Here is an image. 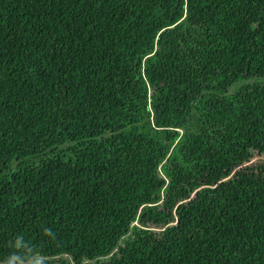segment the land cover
I'll list each match as a JSON object with an SVG mask.
<instances>
[{
  "label": "trees",
  "instance_id": "obj_1",
  "mask_svg": "<svg viewBox=\"0 0 264 264\" xmlns=\"http://www.w3.org/2000/svg\"><path fill=\"white\" fill-rule=\"evenodd\" d=\"M264 264V0H0V264Z\"/></svg>",
  "mask_w": 264,
  "mask_h": 264
},
{
  "label": "clouds",
  "instance_id": "obj_2",
  "mask_svg": "<svg viewBox=\"0 0 264 264\" xmlns=\"http://www.w3.org/2000/svg\"><path fill=\"white\" fill-rule=\"evenodd\" d=\"M8 264H42V258L35 256L34 253L22 249L20 255H12L8 259Z\"/></svg>",
  "mask_w": 264,
  "mask_h": 264
}]
</instances>
